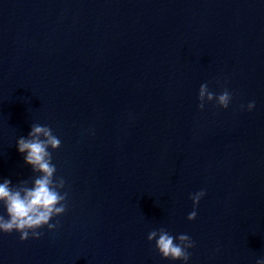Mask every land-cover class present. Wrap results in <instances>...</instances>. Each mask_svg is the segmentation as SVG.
<instances>
[{
    "label": "water",
    "instance_id": "95a60500",
    "mask_svg": "<svg viewBox=\"0 0 264 264\" xmlns=\"http://www.w3.org/2000/svg\"><path fill=\"white\" fill-rule=\"evenodd\" d=\"M201 83L227 88L228 107L200 108ZM36 123L61 140L66 210L39 238L0 233V264H184L153 229L195 241L187 264L264 257V0H0L13 185L40 174L16 147Z\"/></svg>",
    "mask_w": 264,
    "mask_h": 264
},
{
    "label": "clouds",
    "instance_id": "9594fccd",
    "mask_svg": "<svg viewBox=\"0 0 264 264\" xmlns=\"http://www.w3.org/2000/svg\"><path fill=\"white\" fill-rule=\"evenodd\" d=\"M216 100V103L227 108L232 94L225 88L216 94L209 90L207 83H201L198 99L199 107L204 108L205 99ZM243 107V105L241 106ZM255 107V101H249L247 110ZM61 140L47 125L36 123L31 126L27 136H19L16 140L18 152L23 155L25 163L31 165L34 172L40 173L29 185L21 181L18 185L8 177L0 178V233L16 231L19 238L25 240L29 236L39 238L42 235L38 229L47 226L49 230L57 228V223L50 222L53 217L59 216L66 210L65 198L67 193L58 189L64 186V179H53L56 165L52 162L50 148H58ZM205 195L200 189L190 194L193 201V210L188 213V219L197 216L196 205ZM148 240L155 241V247L162 257L171 260H181L184 264L190 259L188 251L195 241L186 233L173 235L164 229H153L148 233ZM256 264H264V257L259 258Z\"/></svg>",
    "mask_w": 264,
    "mask_h": 264
}]
</instances>
